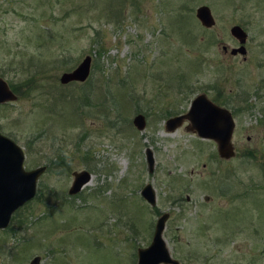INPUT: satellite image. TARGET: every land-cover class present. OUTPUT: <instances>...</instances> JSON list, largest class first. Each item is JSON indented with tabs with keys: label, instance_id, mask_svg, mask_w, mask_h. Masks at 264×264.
<instances>
[{
	"label": "rangeland",
	"instance_id": "1",
	"mask_svg": "<svg viewBox=\"0 0 264 264\" xmlns=\"http://www.w3.org/2000/svg\"><path fill=\"white\" fill-rule=\"evenodd\" d=\"M21 1L0 0V78L15 95L0 104V133L21 149L25 169L49 166L0 229V264L34 255L40 264H135L162 212L161 236L178 264H264V0H101L69 15L70 2ZM202 4L210 28L194 16ZM233 25L246 33L245 60L220 49L237 45ZM85 55L86 80L61 84ZM241 89L246 103L232 102ZM199 93L231 101L228 159L185 120L164 129ZM144 112L136 129L131 118ZM81 170L89 180L68 195ZM144 184L154 206L139 194Z\"/></svg>",
	"mask_w": 264,
	"mask_h": 264
},
{
	"label": "water",
	"instance_id": "2",
	"mask_svg": "<svg viewBox=\"0 0 264 264\" xmlns=\"http://www.w3.org/2000/svg\"><path fill=\"white\" fill-rule=\"evenodd\" d=\"M194 16L204 28L214 25V19L207 5H199L194 10ZM229 34L236 40L237 46L229 48L230 55L236 53L245 56L244 29L239 25L229 28ZM222 45L221 49L225 50ZM90 72V57L85 55L69 71L62 72L59 82L66 84L70 81L83 82ZM15 95L9 89L6 82L0 78V104L14 100ZM187 121L185 130L194 132L201 139H209L214 142L216 154L221 159H228L234 155L231 144L233 119L230 111L214 104L204 94L195 95L188 103L186 111L182 114L167 117L164 120V129L171 131L183 121ZM131 123L136 129H142L145 123L142 113H135ZM144 159L147 170L150 172L153 165V156L149 148L144 149ZM23 154L21 149L9 137L0 133V229L7 227L11 214L21 205L29 201L35 194L36 179L43 173L45 166L40 165L32 169H23ZM89 172L81 170L72 173V179L68 195L76 194L83 184L89 180ZM140 196L149 206H154L155 197L149 184H144L139 190ZM168 213L157 215L151 237L145 247L135 249V264H178L173 258L161 236ZM26 264H40L39 256L34 255Z\"/></svg>",
	"mask_w": 264,
	"mask_h": 264
},
{
	"label": "trees",
	"instance_id": "3",
	"mask_svg": "<svg viewBox=\"0 0 264 264\" xmlns=\"http://www.w3.org/2000/svg\"><path fill=\"white\" fill-rule=\"evenodd\" d=\"M24 1L25 0H23L21 2H24ZM36 1L37 2H36L35 5H37V6L40 5V4H42V3H47L48 2V0H36ZM55 1H56V3H60L61 2L62 4H67L69 2L71 4H75V5H71L70 4L71 7L69 8V10L67 12V15H69V13H77L79 11H82V13H85V14H89L95 8V5L99 1L101 2V0H63V1L62 0H55ZM109 2L114 3L113 0H107V3H109ZM104 8H105V10H107V12H112L113 13L114 11H116V10L110 11V6L109 5H107V7H104ZM85 20L87 22H89L87 20V18H85ZM61 63H65V62L62 61ZM86 84H88L89 89L87 88L86 92H84V96H83L84 100L87 99L86 96L91 91V89H90V82L87 81ZM246 91L247 90H245V89H241V90H237V92H235V93H232V95H230V97L233 99V100L231 99L232 102H235V101L236 102H241V103L243 102V104H245L246 103V97L248 96L247 95L248 93ZM86 102H87V100H86ZM228 102H231V101L229 99H227V100L226 99L225 100L223 99V101H221L220 104L227 105ZM241 109H244V108L241 106ZM144 114L146 115V112H144ZM61 158L62 157L56 158L54 160V162H61L62 161ZM259 166L264 169V163H262V164L260 163ZM175 201H177V200L175 199ZM13 219L14 218L12 217V220ZM14 223H15V227L14 228L13 227L10 228V234L11 235L15 234L16 231H18V230H20V229H22L24 227L25 217L24 216H22V217H16V222H14ZM20 242H22V243L25 244L26 242H29V240L27 238H19V239H17V243L20 244ZM51 252L53 253L54 250L52 249Z\"/></svg>",
	"mask_w": 264,
	"mask_h": 264
},
{
	"label": "flooded vegetation",
	"instance_id": "4",
	"mask_svg": "<svg viewBox=\"0 0 264 264\" xmlns=\"http://www.w3.org/2000/svg\"><path fill=\"white\" fill-rule=\"evenodd\" d=\"M246 41H247V37L245 36V43H244L245 54H246V52H247V51H246V45H245V44H246ZM236 43H237V42H236ZM222 45H224V46L226 47L225 50H222V49H221V46H222ZM222 45L220 46V49H221L222 53L225 54L226 52H228L229 48H231V47L228 48L225 44H222ZM236 46H237V45H236ZM232 47H233V46H232ZM228 54H229V52H228ZM229 55H230V54H229ZM237 55H239V54L236 53L235 55H230V56L235 57V56H237ZM239 56L241 57L242 60H245V56H244V58H243V56H241V55H239ZM179 83H181V80H180ZM202 94H204V93H202ZM196 95H197V94H196ZM204 95H205V94H204ZM209 100H211V99H209ZM211 101H212L214 104L218 105V106H224V105H222V104H220V103H216L215 101H213V99H212ZM227 109H228V108H227ZM228 110H229V109H228ZM229 111H230V110H229ZM230 113H231V111H230ZM143 115H144V113H143ZM144 119H145V117H144ZM43 166H45V170L43 171V173H44V172L46 171V168H47L49 165H48V166H47V165H43ZM22 167H23V162H22ZM23 169H25V168L23 167ZM25 170H27V169H25ZM37 182H38V178L36 179V182H35V189H36V187H37ZM33 197H34V195H33ZM33 197H32V198H33ZM32 198H31V199H32ZM31 199H30V200H31ZM24 204H26V203H24ZM24 204H23V205H24ZM23 205H21L20 207H22ZM20 207H19V208H20ZM17 209H18V208H17ZM17 209H16V210H17ZM16 244L18 245L17 240H16ZM12 245H13V244H12ZM15 246H16V245H15ZM12 248H14V246H11V249H12ZM24 264H25V263H24Z\"/></svg>",
	"mask_w": 264,
	"mask_h": 264
}]
</instances>
